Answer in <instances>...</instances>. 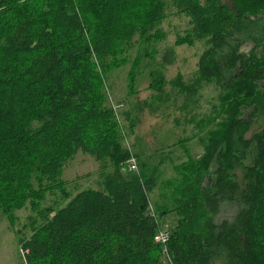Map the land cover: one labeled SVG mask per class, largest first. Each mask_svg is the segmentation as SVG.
<instances>
[{"label":"trees","instance_id":"1","mask_svg":"<svg viewBox=\"0 0 264 264\" xmlns=\"http://www.w3.org/2000/svg\"><path fill=\"white\" fill-rule=\"evenodd\" d=\"M164 2L0 0V210L37 213L18 240L23 264H211L218 251L264 264V0H171L189 18L174 45H205L197 75L219 91L218 121L196 159L131 170L105 81L135 36L163 39ZM78 152L99 164V188L42 207ZM168 160L174 177L159 185ZM172 213L166 256L154 237Z\"/></svg>","mask_w":264,"mask_h":264},{"label":"rangeland","instance_id":"2","mask_svg":"<svg viewBox=\"0 0 264 264\" xmlns=\"http://www.w3.org/2000/svg\"><path fill=\"white\" fill-rule=\"evenodd\" d=\"M164 1L167 16L158 26L163 39L147 44L135 36L127 54L120 57L122 63L108 72L105 81L107 106L122 131L123 148L133 154L138 167L144 163L151 168L160 158L172 159L175 164L196 159L203 153L200 140L218 121L214 118L219 91L211 82H201L197 75V63L205 45L203 42L192 46L174 45L177 36L186 34L189 18L177 13L171 0ZM220 2L224 7L233 8L232 0ZM178 75L180 80H177ZM158 82L159 87L152 85ZM260 129L261 123L254 122L248 138ZM176 142L177 148L172 147ZM173 177L168 160L158 184ZM239 178H242L241 170ZM61 181L63 188L47 193L42 207L58 209L79 191L98 189L99 164L91 156L78 152L66 162ZM158 194L159 190L153 200L158 199ZM11 215L13 222L0 210V264H23L18 240L30 236L28 218H37V213L27 205L13 210ZM232 215V210L225 207L220 219H230ZM177 223V214H168L159 219V230L169 233ZM162 264L170 263L165 258ZM211 264H226L225 255L218 251Z\"/></svg>","mask_w":264,"mask_h":264},{"label":"built area","instance_id":"3","mask_svg":"<svg viewBox=\"0 0 264 264\" xmlns=\"http://www.w3.org/2000/svg\"><path fill=\"white\" fill-rule=\"evenodd\" d=\"M129 164H130V169L131 170H136V163H135V160L134 159H131L129 161ZM168 240H169V234L166 233V232H159L158 234L155 235L154 237V242L157 243V244H160L162 249H163V253L167 256V243H168ZM24 251H20V255L21 257L23 258L24 257ZM168 259V257H167Z\"/></svg>","mask_w":264,"mask_h":264}]
</instances>
